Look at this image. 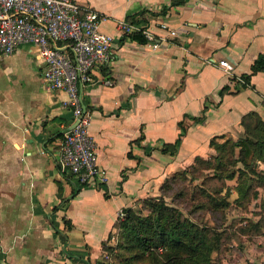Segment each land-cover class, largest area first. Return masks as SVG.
<instances>
[{
	"label": "crops",
	"instance_id": "1",
	"mask_svg": "<svg viewBox=\"0 0 264 264\" xmlns=\"http://www.w3.org/2000/svg\"><path fill=\"white\" fill-rule=\"evenodd\" d=\"M75 1L105 15L99 27L113 37L111 84L81 90L105 180L78 185L59 170L58 133L74 117L66 93L43 84L35 47L20 45L0 61V264H90L123 207L212 153L211 137L241 134L248 113L264 121V67L235 88L264 52V0ZM131 16L157 33L165 21L177 34L151 49L118 30ZM179 121L175 150L161 152Z\"/></svg>",
	"mask_w": 264,
	"mask_h": 264
},
{
	"label": "built area",
	"instance_id": "2",
	"mask_svg": "<svg viewBox=\"0 0 264 264\" xmlns=\"http://www.w3.org/2000/svg\"><path fill=\"white\" fill-rule=\"evenodd\" d=\"M104 17L75 0H0V61L20 45H32L41 61L40 78L45 87L66 93L65 102L76 122L58 139L56 164L78 185H97L105 180L88 132L89 115L82 109L81 91L91 83L111 84L104 70L112 65L115 49L112 35L99 27ZM155 27L162 33L143 23L117 22L121 34L138 33L151 49L177 34L165 21ZM217 63L225 72L232 69L225 59H217ZM237 81L242 80L237 77ZM261 105L264 109V97Z\"/></svg>",
	"mask_w": 264,
	"mask_h": 264
},
{
	"label": "trees",
	"instance_id": "3",
	"mask_svg": "<svg viewBox=\"0 0 264 264\" xmlns=\"http://www.w3.org/2000/svg\"><path fill=\"white\" fill-rule=\"evenodd\" d=\"M183 1L171 0L169 3L175 5ZM128 19L134 21L136 18L131 16ZM128 36L130 39L143 42V38L138 33H130ZM263 67L264 52L257 54L250 66V72L240 76L242 81H238L235 88L246 86L249 75ZM223 88H227V85ZM199 117L196 116L195 118L198 119ZM243 118L241 120L244 127L243 137L234 141L228 138H224L222 141H217L214 137L209 139V145L216 150L222 151L227 145L238 146L240 156L236 161L238 160L243 164L236 170L215 173L217 178L230 179L237 171L240 176L244 172H248L259 180L264 179V175L255 169L257 160H264V121L252 112ZM178 125L177 137L172 143H161L158 147L161 152L171 154L175 150L176 143L185 129L181 121L178 122ZM58 136L61 137L62 132L58 133ZM127 155L131 156V153L129 152ZM211 158L220 161L217 155ZM193 160L210 164L209 159L198 155ZM179 173L184 175L186 173L185 167L164 177L159 190L169 185ZM236 188L239 191V196L244 197L246 195V185L242 187L241 182H239ZM202 192L210 200L208 202L212 201L211 209L227 204L223 197H213L203 188ZM140 200L149 210L146 214H140L132 207L126 206L122 208L121 217H118L113 225V232L118 241V251L124 260L123 264H211L210 252L216 248L217 239L221 233L212 231L207 225L183 216L180 210L167 203L160 193L142 197Z\"/></svg>",
	"mask_w": 264,
	"mask_h": 264
},
{
	"label": "rangeland",
	"instance_id": "4",
	"mask_svg": "<svg viewBox=\"0 0 264 264\" xmlns=\"http://www.w3.org/2000/svg\"><path fill=\"white\" fill-rule=\"evenodd\" d=\"M241 137L243 132L235 136L218 137L216 140L228 138L234 141ZM211 148L212 153L201 156L210 160L209 165L192 160L184 166L186 173H179L158 194L167 203L177 207L183 216L221 233L216 248L210 252L211 264H264V238H261L264 235V179L259 180L248 172L240 176L237 171L230 179L217 178L215 173L236 170L243 164L236 161L240 156L238 146L227 145L222 151ZM214 155L220 158L219 162L211 158ZM262 162L257 160L255 169L264 175ZM239 182L242 187L246 185L247 192L244 197L239 196L236 188ZM202 188L213 197H223L227 204L211 209L212 201L208 202L210 200L204 195ZM140 199L130 207L140 214H146L149 210ZM117 244V237L112 232L109 239L103 241L99 254L90 264H123Z\"/></svg>",
	"mask_w": 264,
	"mask_h": 264
},
{
	"label": "water",
	"instance_id": "5",
	"mask_svg": "<svg viewBox=\"0 0 264 264\" xmlns=\"http://www.w3.org/2000/svg\"><path fill=\"white\" fill-rule=\"evenodd\" d=\"M84 103H82V109L84 110ZM76 122V120H74V122L72 123V125Z\"/></svg>",
	"mask_w": 264,
	"mask_h": 264
}]
</instances>
